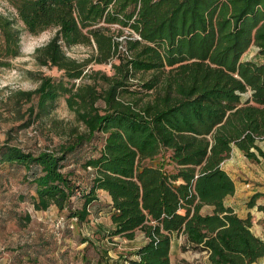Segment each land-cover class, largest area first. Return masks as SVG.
Here are the masks:
<instances>
[{"label": "trees", "instance_id": "trees-1", "mask_svg": "<svg viewBox=\"0 0 264 264\" xmlns=\"http://www.w3.org/2000/svg\"><path fill=\"white\" fill-rule=\"evenodd\" d=\"M8 1L25 27L0 12V66L20 55L24 30L56 28L36 58L62 76L43 75L21 94L45 115L65 96L84 126L54 147L0 145V164L23 167L33 190L20 200L37 211L57 207L65 225L54 234L62 235L87 222L107 191L108 234L133 239L141 230L148 239L130 264H171L175 234L186 236L182 249L206 251L210 264L264 258L252 217L225 202L236 184L223 167L234 146L253 160V148L264 155V0ZM253 44L260 59H243ZM64 45L92 52L78 59ZM93 63H110L112 73ZM90 145L86 174L67 169L69 156ZM12 213L22 228L32 221L30 212ZM25 237L10 249H40Z\"/></svg>", "mask_w": 264, "mask_h": 264}, {"label": "rangeland", "instance_id": "rangeland-1", "mask_svg": "<svg viewBox=\"0 0 264 264\" xmlns=\"http://www.w3.org/2000/svg\"><path fill=\"white\" fill-rule=\"evenodd\" d=\"M0 12L16 19L17 25L24 28V23L19 19L16 8L8 0H0ZM56 28H48L38 34L24 30L21 36V53L10 59L9 66H0V145L15 144L28 150L54 147L71 137L73 128L84 129L77 120L76 114L68 107L65 96L60 97L57 106L49 114H40L36 107L37 99L27 100L22 92L34 90L40 84V77L51 75L56 78L62 76V70L54 66H44L38 63L36 49L45 45L56 33ZM128 34V30L125 31ZM65 52L75 58L83 59L92 52V48L85 45L63 46ZM258 46L253 44L242 56L243 59L259 60ZM93 69H101L112 73L110 63H93ZM34 112L31 107H34ZM258 146L264 153V140H259ZM92 146H84L67 160V169H75L77 175H84L82 159L91 152ZM259 152V150H258ZM258 159L253 160L243 153H234L227 163L229 172L238 185H253L264 189V155L258 153ZM249 158V159H248ZM257 161V162H256ZM256 171L258 177L251 174ZM24 168L16 165L0 164V243L11 247L18 244L19 239L28 231H39L41 228L52 231L63 228L64 216L48 212H35L29 201H21L20 194L28 195L33 192L31 186L23 180ZM264 193L255 192L245 197L243 205L251 206V201L256 196ZM257 196L256 199L259 197ZM20 203L19 206H16ZM12 209L25 215L30 212L32 221L27 228L19 226L17 215ZM258 225L264 231V218L258 220ZM101 229H106L102 223L97 224ZM103 227V228H102ZM43 230V231H45ZM108 246L115 253L128 256L133 251V246L127 241L121 242L120 237L110 239ZM120 244L116 246L114 243ZM182 244L177 242L172 251V264L186 261L188 264H210L206 252L196 249H182ZM259 263V262H258Z\"/></svg>", "mask_w": 264, "mask_h": 264}, {"label": "crops", "instance_id": "crops-1", "mask_svg": "<svg viewBox=\"0 0 264 264\" xmlns=\"http://www.w3.org/2000/svg\"><path fill=\"white\" fill-rule=\"evenodd\" d=\"M253 150L258 155V150L254 148ZM234 153L245 154L237 146L233 147L230 157L223 163V167L231 176L232 174L226 166ZM255 172L256 171H253L251 174H253L254 177H258V174H255ZM232 178L234 179L233 176ZM235 184L236 191L233 195L226 197V204L232 206L241 217H248L250 215L253 221L252 230L256 235L264 239V231L257 223L259 219L264 218V210L259 209V205H264V195L259 196L253 206L246 205V208H241L245 207L243 205L245 200L244 196L248 197L255 192L264 193V189L249 184L240 186L236 181ZM99 196L101 201L105 203H102L100 208L98 207V204L93 206L89 220L83 223H73V228L65 231L62 235H56L54 234V230L47 231L43 228L39 231L32 230L30 237H28V234H25L26 237L23 241L25 239H30L38 242V244H40V249L38 251L30 252L26 249H10L9 246L2 245V243H0V264H130L129 259L136 258L134 252L146 244L148 239L141 230L137 232L135 238L133 239L116 235L120 237L121 242L127 241L131 243L133 251L128 256L115 253L112 248L108 246L112 243H110V239L116 238V236H110L108 234L112 228L111 215L107 207H103V205L107 206L111 202V197L105 190H101L99 192ZM50 210L52 214H58V212H60L55 206H51L48 210H35V212H48ZM60 214L64 216L63 212ZM98 223L104 224L106 229L98 227ZM185 241L186 236L184 234H175L173 236L170 253L171 264L172 251L175 245L177 242L182 244ZM114 244L116 246H120L118 242ZM205 252L206 251H202V253ZM206 257L208 259L207 252ZM262 263H264V258H262L259 263L257 262L254 264Z\"/></svg>", "mask_w": 264, "mask_h": 264}]
</instances>
